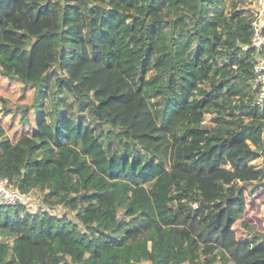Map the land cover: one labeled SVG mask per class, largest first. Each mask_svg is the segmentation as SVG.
<instances>
[{"label":"trees","instance_id":"1","mask_svg":"<svg viewBox=\"0 0 264 264\" xmlns=\"http://www.w3.org/2000/svg\"><path fill=\"white\" fill-rule=\"evenodd\" d=\"M252 1L0 0L2 73L34 91L0 177L41 195L0 204V264H264ZM134 92L167 164L113 112Z\"/></svg>","mask_w":264,"mask_h":264},{"label":"rangeland","instance_id":"2","mask_svg":"<svg viewBox=\"0 0 264 264\" xmlns=\"http://www.w3.org/2000/svg\"><path fill=\"white\" fill-rule=\"evenodd\" d=\"M256 7V0L246 6L250 11ZM2 69L4 67L0 65V124L5 128L7 136L12 141H16L13 140L14 137L18 138V135H14L15 131L18 130L20 133L25 127L21 123V120L23 121V109L32 103L34 91L30 88L24 90L25 88L20 81L5 77ZM111 106L119 120H123L127 124H134L135 129L142 135L143 143L153 149L159 158L167 164V136L159 128L151 109V102L147 101L141 94L134 92L123 100L113 102ZM30 118V121H33L31 116ZM206 120H210L208 116ZM254 163L258 165L261 161ZM33 195L35 202L30 210L34 212L41 204V195L38 192ZM248 201L244 220L252 225L255 224L258 232L264 233V192L254 198L248 197ZM141 237H147V234L142 233Z\"/></svg>","mask_w":264,"mask_h":264},{"label":"built area","instance_id":"3","mask_svg":"<svg viewBox=\"0 0 264 264\" xmlns=\"http://www.w3.org/2000/svg\"><path fill=\"white\" fill-rule=\"evenodd\" d=\"M254 1V0H253ZM252 1V2H253ZM256 9L249 10L252 21L251 43L246 45L245 50L255 52L254 84L260 86L258 104L264 103V0H256ZM34 195L32 192H21L15 188L9 179L0 177V204L17 205L25 204L28 208L34 206Z\"/></svg>","mask_w":264,"mask_h":264}]
</instances>
